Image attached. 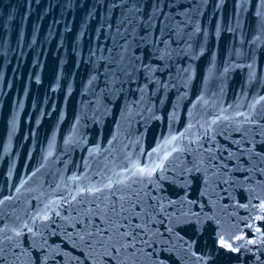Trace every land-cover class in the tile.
<instances>
[{"label":"water","instance_id":"obj_1","mask_svg":"<svg viewBox=\"0 0 264 264\" xmlns=\"http://www.w3.org/2000/svg\"><path fill=\"white\" fill-rule=\"evenodd\" d=\"M0 264H264V0H0Z\"/></svg>","mask_w":264,"mask_h":264},{"label":"snow or ice","instance_id":"obj_2","mask_svg":"<svg viewBox=\"0 0 264 264\" xmlns=\"http://www.w3.org/2000/svg\"><path fill=\"white\" fill-rule=\"evenodd\" d=\"M129 211V209L121 205V213ZM124 221L127 223L125 224ZM138 227L139 225L132 224L130 216L121 215V220L114 222L111 228L106 226L103 229L97 230L96 236H98L99 239L95 241V244L101 247L112 248L117 252H119L121 248L126 250L128 247L134 246L136 237L139 235V233L135 231ZM122 228H126L127 230L121 231ZM104 233H108L106 238ZM87 235L91 238L93 234L89 232ZM114 236H117L118 239H114ZM85 243H87L89 247L93 246L91 239L86 240Z\"/></svg>","mask_w":264,"mask_h":264}]
</instances>
